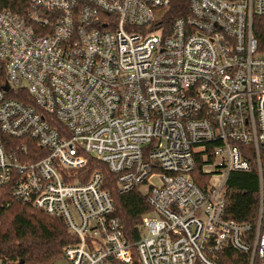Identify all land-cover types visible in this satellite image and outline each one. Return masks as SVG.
I'll use <instances>...</instances> for the list:
<instances>
[{"label":"built area","instance_id":"obj_1","mask_svg":"<svg viewBox=\"0 0 264 264\" xmlns=\"http://www.w3.org/2000/svg\"><path fill=\"white\" fill-rule=\"evenodd\" d=\"M172 3L0 0V133L21 141L0 137V189L64 221L68 264H264V0L169 24ZM253 158L258 218L238 222L228 183ZM90 159L122 195L158 179L136 242Z\"/></svg>","mask_w":264,"mask_h":264},{"label":"trees","instance_id":"obj_2","mask_svg":"<svg viewBox=\"0 0 264 264\" xmlns=\"http://www.w3.org/2000/svg\"><path fill=\"white\" fill-rule=\"evenodd\" d=\"M189 0H173L167 23L186 15ZM261 31V29H260ZM19 100H22V98ZM26 100V99H25ZM32 103L30 100L26 101ZM7 149L21 141H11L0 133ZM250 173L233 174L227 191L228 217L238 222L254 223L259 210V169L256 158L252 159ZM264 175V151L261 153ZM85 171H100L104 175V189L110 193L115 207L114 215L121 221L125 237L130 242L141 238L143 217L150 213L147 196L139 189L122 195L117 189V176L108 166L90 159ZM200 186L206 180L200 170L195 171ZM77 242L62 219L53 218L43 211L14 201L10 193L0 189V264H56L64 250ZM135 264L139 261L135 260Z\"/></svg>","mask_w":264,"mask_h":264},{"label":"rangeland","instance_id":"obj_3","mask_svg":"<svg viewBox=\"0 0 264 264\" xmlns=\"http://www.w3.org/2000/svg\"><path fill=\"white\" fill-rule=\"evenodd\" d=\"M150 185H160L159 184V181L157 178H151L149 181H148V185L146 186H143L140 190L143 194H146L148 191H149V187ZM56 264H68L64 259H61L59 261L56 262Z\"/></svg>","mask_w":264,"mask_h":264},{"label":"water","instance_id":"obj_4","mask_svg":"<svg viewBox=\"0 0 264 264\" xmlns=\"http://www.w3.org/2000/svg\"><path fill=\"white\" fill-rule=\"evenodd\" d=\"M6 90H8V87H6Z\"/></svg>","mask_w":264,"mask_h":264}]
</instances>
